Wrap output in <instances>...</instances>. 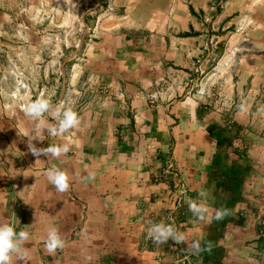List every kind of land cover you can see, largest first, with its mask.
Masks as SVG:
<instances>
[{"label": "crops", "instance_id": "crops-1", "mask_svg": "<svg viewBox=\"0 0 264 264\" xmlns=\"http://www.w3.org/2000/svg\"><path fill=\"white\" fill-rule=\"evenodd\" d=\"M6 1L0 0V6ZM162 1L157 16L163 26L164 19H178L182 7ZM130 2L136 29H148V0ZM139 50L148 53V43ZM102 57L112 61V69L102 76H110L113 85L133 92L148 81V56ZM150 57L152 62L170 58ZM129 104L134 111L130 119L112 104L81 112L79 126L62 137L43 131V141H33L37 147L70 144L59 158H37L27 149V137L18 135L32 134L37 121L24 122L12 134L0 127V223L15 222L17 232L30 234L21 248L26 261L13 254V264H250L256 258L264 264V104L254 118L244 116L242 107L233 113L231 120L240 129L236 138L248 146L240 158L231 156L221 166L216 164L224 160L221 144L212 141L210 131L224 116L202 111L187 99L164 104L157 117L137 96ZM169 115L177 121L174 138L168 133ZM42 119L56 123L50 116ZM149 124L160 125V132L150 136ZM165 165H171V173L156 178ZM51 167L69 175L68 191L58 192L48 181ZM90 172L95 179H87ZM178 183L184 192L176 203ZM201 191L205 197L199 196ZM186 197L205 202L213 213L226 207L230 214L219 221L200 220L189 211ZM150 222L171 224L202 247L211 242L212 250L196 254L171 238L158 245L148 236ZM50 227L65 241L52 255L44 243ZM254 249L258 254L251 260Z\"/></svg>", "mask_w": 264, "mask_h": 264}, {"label": "rangeland", "instance_id": "rangeland-1", "mask_svg": "<svg viewBox=\"0 0 264 264\" xmlns=\"http://www.w3.org/2000/svg\"><path fill=\"white\" fill-rule=\"evenodd\" d=\"M130 1L7 0L0 6L2 131L12 134L31 122L23 107L42 94L53 105L64 101L78 116L114 104L129 119L132 96L143 100L154 117L164 113V104L187 99L202 111L224 116L210 131L224 158L216 164L240 158L248 144L236 138L240 129L233 113L241 107L251 118L263 112L264 0H170L180 4L181 16L164 19L163 26L157 16L161 0H148V29H136ZM143 42L146 54L139 50ZM137 55L148 56V81L135 91L102 76L112 69V61L102 56ZM150 56L170 58L152 62ZM171 56L182 57L172 61ZM169 116L168 133L174 138L177 121ZM155 132L160 125L149 124L148 134ZM161 168L156 178L168 175L167 166ZM257 254L252 250L251 260ZM255 260L250 264H260Z\"/></svg>", "mask_w": 264, "mask_h": 264}, {"label": "clouds", "instance_id": "clouds-1", "mask_svg": "<svg viewBox=\"0 0 264 264\" xmlns=\"http://www.w3.org/2000/svg\"><path fill=\"white\" fill-rule=\"evenodd\" d=\"M70 0H65L69 3ZM76 5H73L75 7ZM23 38V37H21ZM24 114L34 121H37L33 133L28 131L18 132V135L27 137L28 151L39 158L41 155L59 158L61 155L67 154L70 150V144H57L49 145L47 147H37L34 140L42 139V132L47 131L50 136L57 137L63 136L71 129L77 128L80 124V118L77 112L72 107H66L65 102L61 101L53 105L49 98L43 94L27 102L23 107ZM45 114L50 116L56 121L55 124H48L42 119ZM27 178L28 175H24ZM48 181L56 188L58 192H66L70 188L69 175L59 168L51 167L46 172ZM88 180L95 179V173L90 172L87 177ZM183 194V193H182ZM200 197H205L206 193L201 191ZM27 203L26 201H24ZM189 211L193 213L200 220H222L230 214L229 209L221 207L213 211L203 201L197 202L194 199L186 197ZM148 228V236L156 244L161 245L166 243L171 238L176 244H187V248L193 250L196 254L201 251L211 252L212 244L208 242L202 247L199 240L189 241V238L180 232H177L171 224L164 222L152 223ZM30 239V234L27 230L21 229L19 232L16 230L15 222L13 223H0V264H13L12 255L16 254L17 260L26 261L27 256L21 252L23 244ZM47 252L52 255L58 249L65 247V241L62 239L59 230L56 227H50L47 232L46 240L44 241Z\"/></svg>", "mask_w": 264, "mask_h": 264}, {"label": "built area", "instance_id": "built-area-1", "mask_svg": "<svg viewBox=\"0 0 264 264\" xmlns=\"http://www.w3.org/2000/svg\"><path fill=\"white\" fill-rule=\"evenodd\" d=\"M171 168V165L167 166V169L165 170V173L169 174L171 173V171L169 170ZM177 189L178 191V197H176V203H179L180 199H181V195L184 192V186L180 183H178L175 187V190Z\"/></svg>", "mask_w": 264, "mask_h": 264}]
</instances>
